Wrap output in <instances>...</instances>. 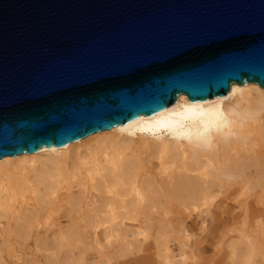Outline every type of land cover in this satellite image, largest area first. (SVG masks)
Segmentation results:
<instances>
[{"label":"bare ground","instance_id":"1","mask_svg":"<svg viewBox=\"0 0 264 264\" xmlns=\"http://www.w3.org/2000/svg\"><path fill=\"white\" fill-rule=\"evenodd\" d=\"M221 221L205 257L198 235ZM32 242L46 264L140 252L153 264H264V88L179 93L61 147L2 156L0 264H20Z\"/></svg>","mask_w":264,"mask_h":264},{"label":"water","instance_id":"2","mask_svg":"<svg viewBox=\"0 0 264 264\" xmlns=\"http://www.w3.org/2000/svg\"><path fill=\"white\" fill-rule=\"evenodd\" d=\"M264 88V0H0V158Z\"/></svg>","mask_w":264,"mask_h":264},{"label":"rangeland","instance_id":"3","mask_svg":"<svg viewBox=\"0 0 264 264\" xmlns=\"http://www.w3.org/2000/svg\"><path fill=\"white\" fill-rule=\"evenodd\" d=\"M186 224H187V226H190L192 228V230H195L196 226L193 227L192 223L190 221H186ZM198 225H199V222H198ZM217 226H222V221L221 222H215L211 226L209 225V227L207 228V230L205 232H200L201 234L198 235V238L200 237V239H204L202 244L205 247V249L203 251V254L205 257H210L211 255H213L214 249H213L212 243L214 241L213 236L215 237V235H217V232H218ZM197 232H199L198 229H197ZM170 245L173 248L174 252L176 253L178 251L177 244L175 242H171ZM48 252L49 251L46 252L45 250H39L37 247H35L34 243L32 242V252H28V253H27V251H20L19 252L20 257H21L20 264H46L45 263V257L49 256ZM143 253L144 252L129 254L126 257H122V258H119V257L113 258V259L109 260V262H107L106 264H124L123 262H125V264H153L150 259H147V258L137 259V258H135L136 255H140ZM88 259L90 260V256H88ZM211 264H215V262L211 263Z\"/></svg>","mask_w":264,"mask_h":264}]
</instances>
